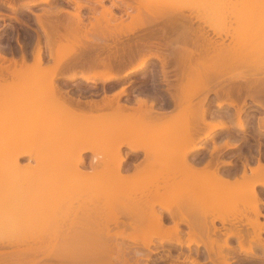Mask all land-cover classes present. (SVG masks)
<instances>
[{
    "label": "bare ground",
    "instance_id": "obj_1",
    "mask_svg": "<svg viewBox=\"0 0 264 264\" xmlns=\"http://www.w3.org/2000/svg\"><path fill=\"white\" fill-rule=\"evenodd\" d=\"M13 1L14 0H2L1 3L5 4L13 11H17V9L19 10L21 7L24 8L26 5L36 4L38 2L47 3L51 0H29L23 3L19 8L15 6ZM66 1L75 5L74 11L67 10L62 6L57 7L55 10L45 9L41 13H37L36 11L34 12L32 10H30V12L28 11L36 18V23L39 25L46 38H48L46 40H49V42H51V38L52 40L54 38H57L54 37L55 35L58 36L60 34L61 36L63 34L61 33L63 32V29L66 30L68 27L71 28V26L73 25H76L75 28H73L75 30L77 29V32L79 29L80 33L83 26L87 29V25L81 13V10L83 8L89 9L91 15L88 19H90L89 23L92 26H95L96 23L106 22V25L108 24V26L110 24L111 26L113 25L114 32H116L114 34L112 32L108 35L106 33V35L102 39V42H96L95 44L91 43V45H87L86 47H84V51L79 57L75 59L69 58V60H63H68L66 62L61 61L60 64L62 65L58 68L59 70L56 68L58 71H53L54 74L52 73V76H50V89H52L53 94L56 93V96L59 95L58 99L63 98L61 99V102H58L57 105L53 107V112L57 113L58 110L70 111L68 115L63 117L61 122H66V120L70 118L72 125L70 130L65 129V131L63 130V132L66 134V136L70 137L67 139H70L72 143L79 141L75 143L76 146L80 145L79 143H81L83 146H80L81 148L79 150L76 148L77 153H75L74 155L70 154V158H68V156L66 157L70 161L74 160L73 158L75 157V160L71 162L68 159H65L66 164L71 163L70 165H73L75 161L76 163L78 161L79 163H82L84 161L83 153L87 152L88 150H93L92 147L94 146L93 144L95 143V141H100L101 139L102 141L106 142V139L107 141H109L108 139H110V147L112 145V148H114L113 150L116 149L115 151L118 152L119 162L121 161L119 164L123 165V163H126L128 161V157L127 155H122L120 153L121 146H128L134 152H137L139 147L142 148L145 146H140L139 144L134 143L135 140L133 139L135 138V133L133 134L134 131L132 129H137L135 131L137 132L138 130H140V128L146 127L150 130L154 129L153 131L156 132V126L150 125L154 127H151V129L150 126L147 127L148 124H146V126H141V122H138V124L136 121L131 122L130 120L126 119L128 118L127 114L125 120L123 119L126 109L128 110L133 106L127 103L122 104L120 103V101L115 100L114 98L116 96L119 97L123 93L125 94L126 86H123L121 91L119 90V92L117 91L111 96L105 95L101 101H84L86 103V105H84L85 103L81 102V99V101L79 100V98L77 100L75 96H72V93H70V96L68 92H66L67 90H63V86L58 83L59 80L63 79L64 81H72L76 77H80L82 80L88 83L97 84V82H101L103 85H106L107 83L120 81L129 76L131 77L132 75L144 72L149 68L152 58L160 61L161 69H159V71L161 70L163 81L164 84L167 85V92L169 94V99L167 98L168 101H166V104L168 103V105H174V107L177 109L179 108V110H177V113H173L167 106L166 108H168L169 111L168 113H165L166 108L164 107L165 110L162 109L163 107L159 109L161 107L160 106L158 107V109L164 112H158V109H155L156 107L154 108V103L156 104L159 101L154 102V98H151L152 101L148 102L147 98H149L150 100L151 96H147L146 98V96L142 97L139 94L141 97H136L137 103L139 104L138 108L139 106L141 107L143 105H147L146 114H149L146 115L145 113H143L144 110L143 112H140L142 111V108L141 110L140 108H136L138 109L139 113L145 115V117H153L155 115V113H153L155 109L157 110V112L155 111L156 119L157 117L159 119H165L166 117H168V119H166L168 121L174 120L175 118V120L179 119L180 121L182 120V122L186 121V119H189L190 121L193 119V121L196 120L194 122L199 121L198 124L202 122L205 124L209 116L212 119L210 118L211 120L207 121V123L205 124L209 129L204 134V137H210L213 132L220 129L224 130V128L226 127L228 128V122L226 119L231 122L234 119L235 123H237L238 125L237 127H239L240 129L245 128V120L248 121L251 116L258 115H252L249 112V109L251 108V104L249 105V102H253V104L257 107H255L256 110L258 111V113H260L258 116H256V121L254 120L255 117H252V119L254 120L253 123L256 122L254 124L258 126L257 130L259 131H257V134L259 135L260 131H264V0H242L244 4L242 5L243 7L240 10H237L238 8L235 10L236 7H233L234 10H232L231 8L232 11H230L229 13L222 12L223 10L221 12H217V10H219L218 8L217 10L215 9L216 11L212 10L213 6L220 4V2H218L219 0H196L197 3L198 1H200V3H193V7L191 4L192 2H190L191 6L189 7V4H185L184 2L186 1L183 0L181 1H183L184 4H182L181 1H179L180 4L177 3L179 5L182 4L181 7L179 5L177 6L176 2L178 1L176 0H162L161 2L160 0H152L153 2H149L151 0H148V2L147 0H111L110 6L105 5L106 0ZM223 1L224 3L220 4L219 6L234 2L233 0H222V2ZM119 2L121 4H119ZM143 2L151 3L152 5L149 4L151 7L155 5V7H157L158 9H156V11H160L159 9H162V11L156 12L155 9H153L155 7L150 8V6L148 4L146 5L145 3L146 9H144L149 13H147L146 11L143 12L144 9L142 10L143 7L141 6ZM242 2H239L238 4H242ZM98 5H101L103 7V9L99 10V12L97 11ZM167 5H169V7H171L172 9L169 7V9H166L165 7ZM148 6L149 9H147ZM161 7L165 9L163 10V8ZM115 8H123V13L121 15H117L114 11ZM134 9H136V12H134ZM152 9L155 12H152ZM62 13H67L68 15L66 16V14L63 15ZM2 14L3 13L0 11V15ZM30 14L27 16H30ZM22 15L24 14L22 13ZM125 15L130 16L134 21L132 23V28H130L131 26H129L128 28H123L124 25V27L127 26V23L123 24L125 21ZM30 17V19H32V16ZM16 18L19 22H21V24H29L26 21L28 20V18H26L25 21L18 16ZM91 27L89 28L91 29ZM74 29L73 31H75ZM90 29H88L89 32L91 31ZM116 29L117 31H115ZM139 31H142L143 34L141 33V35L139 36V38H141L135 41L134 39L138 38V34L135 33ZM65 35L67 36L66 33ZM65 35L63 34L62 37ZM135 35L136 37H134ZM110 39L112 40V42H109ZM131 39H133L134 42ZM40 43L41 40L39 38L36 46L37 49L35 47L36 52L34 51V57L37 60H42L43 57L42 47L40 46ZM51 44L52 43H50L49 48ZM153 48L154 50H156L154 51ZM24 53L20 60L19 58L17 60L16 58H8L5 55H2L3 53L1 54L0 50V62L9 61V65L3 62L0 63V88H3L4 90L5 88L9 89L8 87L16 82V80H19L21 79V77H25L30 73V69L33 67V63H28L29 60L26 57L27 55ZM11 64L12 66H14L13 70H11ZM128 64L131 66L126 68ZM78 69L82 70L81 73L77 75V73L74 71H77ZM68 71L69 74H66V72ZM172 76L175 78H171ZM9 77L12 81L8 80ZM41 77L42 76L40 75V77H38L39 79L35 78L31 83L29 82L26 84H34L36 87L43 86V84L46 85L47 81H45ZM36 83L38 84L36 85ZM14 86L16 85L14 84L13 87ZM3 89H0V92L4 91ZM145 89L141 90L140 88V93L142 91V94L144 95L143 92H145ZM146 91L148 92V90ZM163 94L161 96L165 97V95ZM212 94L214 95V98L212 97L215 101L214 103H216V108L214 107L215 110L210 109ZM52 96L53 98L55 97L54 95ZM118 97H116V99ZM166 97H168V95H166ZM32 98L33 96L31 97V99H29L32 100ZM54 100H56V98ZM159 100L160 102L162 101V99ZM193 101H195L196 104ZM162 103L165 102L162 101ZM188 103L189 108L195 106L197 110H195L193 113H191L192 111L189 113L186 112L188 109H186L185 111V107L188 108ZM240 103H242V105ZM71 104L73 105V107L74 105H76L77 107L82 108L80 109V114L77 113L79 109L77 112H75L76 107H70ZM193 104L195 105L192 106ZM148 108L150 109L149 111ZM107 109H111V112H106L105 110ZM141 114H139V116ZM129 115L130 117H132V114L129 113ZM108 116H113L114 119L110 121H100L103 117L105 118ZM53 117H55V114ZM182 117L184 118V120L182 119ZM213 118L214 121L211 122ZM82 119L85 121L87 119L90 120L91 124L85 125L83 124L84 122L81 123ZM221 119H223V121L225 120L226 123L222 122ZM215 120H217V122ZM54 123L56 124V121L53 118V125L55 126ZM144 123L145 122L143 121V125ZM185 123L187 124V122ZM136 124L139 126L137 127ZM186 124L182 126V129H179L181 133L183 132V129L188 133L193 131L189 128V130L187 131L186 129L188 127V124L187 127L184 128ZM232 124H230L229 128L232 127L231 129L234 130L233 128H236V124H234L235 126H231ZM19 126L20 120L16 117L11 118L10 116H8L0 119V128L6 129L10 134L13 133L15 129L19 128ZM173 126L174 124L172 126H162V129H160V134L157 135V138H155L156 135L154 136L155 133H152L154 137L153 140L155 142L159 140L158 143H154L155 147L153 148H156V145L158 146L160 141L163 142L162 140H164V142H167L166 146L168 145L170 146V148H166L167 150L162 149L163 152H160L161 155L157 154L158 156L156 155L155 151V153L152 152L155 155L154 157H152L153 160H151V166L154 165L153 162L155 163L158 161L157 163H162L163 161H165L169 166L167 167L166 164L163 166V168H165V166L166 168L163 171L161 170L162 172H167L166 177L164 175L165 182L167 183L168 178H171L169 179V181L175 180L173 179L175 178L173 176H175L176 174H178V176L180 175V178L178 177L180 179V182L175 181L177 184H172V181L170 185L165 184L166 186L164 187L158 186L156 184L158 187L155 186V189H153L155 191L154 193L152 189L149 188V190H147L148 192L146 190H143V193L140 192V194H138V192H133L135 185L132 183L136 181L135 178L134 180L132 179L133 177H130V180L133 181L131 182L132 185L128 183L124 184L123 186H116V188H118L116 190L115 187L112 186L115 194L111 193L114 191H111V189H109V187L111 188V185H108L109 187L105 185V189L103 188V192H100V194L96 192L97 194L95 195H97V199H95L93 202H90L88 200L90 204L86 203L84 204V206L81 203V207L79 206L78 210H75L76 213L72 217H69L68 215L62 217H57L54 215H48L49 217L46 216V213L55 208L54 204L56 202L54 203V201H56L57 197H59L58 194L62 195L64 192L60 191L61 189L59 188H57L53 192L51 198L49 195V197H47L44 201H38V203L40 202L39 204L37 202L32 203L24 201H10L13 198H18L17 196L20 194L22 187V184H20L21 181L19 178V174H17L20 166L19 160L22 157L33 156V151L31 150V148H28L29 146L27 147V145L25 144L24 146H20V144L18 145L17 143L13 146L14 153H11L12 149L10 148L12 147V142L10 136H13L14 133L10 136L7 134V136L4 135L5 138L8 137L6 139L4 148L9 152L6 153V156L4 160L1 161L2 164L0 165V178L2 179V185L0 182V186L3 187V189H1L0 191V264H22L24 263L22 261L27 262L25 264H140V259L145 256L146 251L141 250L140 248L133 251L135 259L133 260V262H130V259L127 258V253L131 248L127 245V243L124 244V242H118L119 236H127L126 231L128 229L138 231V233L151 228L153 230L159 228L160 231V227H165L164 223L167 220L170 222L173 221L172 225H169V227L167 226L168 229H166L167 231L171 232H166V234L163 236L156 235L160 238L161 244L164 242H172L179 246L190 247L192 244L200 246L201 243L195 239L196 233H202L205 238L209 240V242H214L211 235L216 233L218 230V228L215 226V218H219V216L215 215V218H210L211 215L209 214H211V212L213 211V207L218 205L217 204L213 206V201L219 202L220 204L225 200V204L228 203L231 206L233 202L242 199H240L241 196L243 197L242 194H246L248 192H251L250 194L253 193L255 200L247 203L245 209L251 210L257 217V220L255 219V221H251L252 226L257 229L256 231H258V233L256 232V236L252 239H255L254 242L257 239V241H259L261 239L260 232L264 231V223L259 222V217L262 216L260 203L263 202L258 196L256 185L264 186V163L262 162L263 160H261L262 158L258 157V163L255 167L250 166V174H248L246 171L248 170L246 169L248 165L244 164L245 169L242 175V179H239L235 176L237 179H234L233 182L231 180L226 182L228 178L225 177L224 179L223 175H225V173H223L222 175V173H220L222 171L219 172V164L216 161L213 163L212 160H207L206 166L204 165L206 168H201L202 170H193L194 168H191V166H193L192 164L201 163L199 157L197 158L195 156L197 158L195 160L192 154L195 151L200 150L202 148V145L197 146L194 144H190V140V142L188 143L186 139L179 138L181 140L180 141L179 139L173 137L174 135L180 134L179 130L176 131L177 126H174V128ZM232 130H230L232 133H229L233 134ZM68 131H70V135L66 133ZM75 132L76 136L73 134ZM128 132L130 134H127ZM243 132L245 131L243 130ZM246 132L247 135L248 131ZM125 134H127L126 137L124 136ZM131 134H133L134 137H132ZM261 134L263 135L264 133H260V135ZM119 135H122L124 138L121 140L119 139L118 142L116 139H118L117 136ZM244 135L245 133L243 134V136ZM246 135L245 137H247ZM71 136H75L74 138L78 140H72ZM240 138L238 137V139ZM92 139L96 140L93 142ZM111 139L114 141H112ZM238 139L236 138L237 141ZM243 139L245 140V142L248 141L245 138ZM91 140L93 144L90 142ZM228 141H225L223 146H226V148L228 149L236 146H234V143L236 142L230 141V139H228ZM260 141L261 140H259V143L261 144ZM185 142H187V144L185 145L186 147L184 146ZM88 144L93 146L91 147ZM141 144H143V142ZM260 144L259 146H261ZM250 146L251 145H249V147ZM146 147L144 148L146 149ZM252 148H250V150ZM218 149V145H214L213 151H216ZM158 150L161 149L159 148ZM145 152L147 153V151ZM71 153H73L72 150ZM148 156L149 155H147L146 158L151 157L152 154L149 157ZM175 156H177L178 158L173 161L171 165H169V160ZM155 158L157 159V161H155ZM159 158L160 161L158 160ZM246 159H248V157ZM145 160L144 163L143 161H141L144 165H146L145 163L147 162H145ZM149 162L150 159L147 164ZM204 162L202 163L204 164ZM228 163H232V161ZM246 163H249V161ZM132 164L136 167V169L139 165H141L137 162H132ZM121 165L119 166L121 167ZM207 167L209 168L207 169ZM139 168L140 167H138V169ZM170 169L173 170L171 173L172 177L170 175L168 176V174H170L169 172H171ZM233 172H231L232 175H234ZM228 176L231 177L229 172ZM222 179L225 181H222ZM126 180H128V178ZM210 180H212L213 182H211ZM162 181L164 182V180ZM106 187H108L110 193L108 192ZM126 187H128V189ZM161 187H163L164 190ZM119 188L121 190H119ZM160 188L161 190H163V192H165V194H172L175 191V194L173 193V196H176L175 200H173L174 197L173 199L171 196L169 197L170 200H173L171 201V204H168V202L170 201L167 198L168 195H165V197L167 198V203L165 201L162 203L160 202L161 204H159V202L157 203L156 196L157 194H160L162 192H160ZM129 189L132 190L133 194L129 193L131 192ZM104 192L115 195V200L119 201V205H116L117 208L120 206L122 210L120 211L119 208L118 214L117 212H115L113 215L104 216L105 214L103 211L104 207H106V203L108 202L107 199L109 200V197L110 199L112 198L111 195L108 196V194H105ZM234 192L241 195L238 196L237 194L235 197ZM225 193L228 196H225ZM103 194L107 196L104 195L103 197ZM40 195L41 193H39L38 188H36V190L29 191L28 198H30V200L33 199L36 201V199H38ZM100 198H102L103 200L105 198V200L103 201L101 199L99 201L98 199ZM154 199L156 200V202L154 201ZM112 201L115 202L114 200ZM109 202L111 201L109 200ZM111 204L113 203H110L109 206L114 205ZM203 204L205 206H203ZM158 205L161 206L162 209H160L161 207L157 209ZM52 206L54 208L51 209L50 207ZM204 207L206 208V210L204 209ZM207 211L210 213L207 214ZM213 212L218 215V213H216V208ZM222 221L225 222L223 219ZM40 225H44V227H46L44 228V231L54 232V240L46 241L45 236L34 235V232L38 230L41 231ZM181 225H186L188 227V231L185 232L188 233L189 237L185 241L181 236L182 232L184 234V230L181 229ZM212 227L213 229H211ZM231 235H236L241 241L243 240V235H241L239 232H232L230 236ZM132 236V238H128H131L132 241H135V236L137 235L134 236L133 234ZM153 237H155L154 234L153 236L150 235V237L146 238L142 247L149 250L150 245L153 243ZM137 238L139 237L137 236ZM201 239L203 240L202 236ZM227 239L225 240V245H228ZM241 241L239 248H241L242 251L246 252V255L247 253H252V255H255V252H253L251 246L246 248L243 246ZM261 241L262 240H260L259 242ZM43 242H45L44 245H46V247V242H51L50 245L52 246V254L44 256H41L39 254L40 250H42ZM49 243L48 247L50 246ZM212 250V247H210L208 251ZM150 251L153 252L151 249ZM185 259H190V256L187 255ZM191 261L196 262V264H202L195 258ZM224 264L232 263L226 261Z\"/></svg>",
    "mask_w": 264,
    "mask_h": 264
},
{
    "label": "rangeland",
    "instance_id": "obj_2",
    "mask_svg": "<svg viewBox=\"0 0 264 264\" xmlns=\"http://www.w3.org/2000/svg\"><path fill=\"white\" fill-rule=\"evenodd\" d=\"M1 1L2 0H0V11L3 13L2 15H0V41H1L0 42V48L2 47L0 49L1 54L3 53L2 55H5L8 58L13 57V58H16L17 60L19 58V60H20L23 53L25 52L24 54L27 55L26 57L29 60L28 63H33L32 64L33 67L30 69V73L27 76L21 77V79H19L20 81L16 80L17 83L14 82L11 85L12 87L11 86L8 87L9 89L5 88V90H4L3 88H0V89L4 90V91L0 92V119H3L5 117L10 116L11 118L16 117L17 119L20 120V126H19V128L15 129L13 131V133H14L13 136L11 135L13 133L10 134V133H8V131L6 129L0 128V144L2 143L0 145V159H1L0 165L2 164L1 161L4 160L6 153L9 152L8 150H6L4 148L5 144H6V139L8 138V137L5 138L4 135H6V134L9 136L11 135L10 136L11 142H12V144H11L12 147L10 148V149H12V151L10 150L11 153H14L13 152L14 151L13 146L16 145L17 143H18V145L20 144V146H24V144H25V145H27V147L29 146L28 148H31V150L33 151V156L22 157L19 160L20 166H19V170L17 169L18 170L17 174H19V178L21 181L20 184H22V187H21L20 194L17 196L18 198H13L10 201H12V202L24 201V202H32V203L33 202L38 203V201L42 202V200L44 201L47 197H49V195L51 198V195L53 194V192L57 188H59V189H61L60 191H64V192L62 195L58 194L59 197H57L56 201H54V203L56 202L55 203L56 205L54 204L55 208L53 206L50 207L51 209L54 208V209H52L53 212H52V210H50L48 213H46V216H48V215L53 216L54 215L57 217H62V216L68 215L69 217H72L73 215H75V213L78 210L81 203L84 206V204L89 203V201L93 202L95 199H97L96 198L97 195H95V194H97L96 192H98L99 194H100V192H103L104 191L103 188L105 185L106 186L111 185V188L109 186L108 187H109V189H111V191H114L112 189V186H114L115 190H116V189H118V188H116V186L117 187L120 185L123 186L124 184H128V183L131 184V182H133V181L130 180V177L131 178L133 177L132 179L134 180V178H135V180H136V181H134L135 183L134 182L132 183L135 185L133 192L134 193L138 192V194H140V192L143 193V190L147 191V190H149V188L152 189V191L154 193L155 191L153 189H155V186H157V185L164 187V186H166L165 184L170 185L172 181H173L172 184H175L177 181H179L180 175L178 176V174H176L175 176H173V177H175V178H173L175 180L169 181V179H171V178H168L169 182L167 181V183H166L164 175L166 177L167 172H165V171L162 172V171L166 168V166H165V168H163V166L166 165L167 163L165 161H163L165 163H163V162L162 163L159 162L160 164L157 163L158 161L156 158L158 155H161L160 152L162 151V149L167 150L166 148H170V146H168V145L166 146L167 142H164V140H162L163 142L160 141L159 145L158 146L156 145V148H153V147H155L154 145L156 144V142L158 143L159 140L155 142L153 140L154 137H153L152 133H155L154 136L156 135L155 138H157V135L160 134V129H162L161 128L162 126H164V125L165 126L166 125L172 126L174 124L175 127L177 126V129H176V131H177L180 128L181 129L183 128L182 126H184L186 124L185 122H187V124H188V122L190 121L189 119L188 120L186 119V121L182 122V120L180 121L179 119L175 120L174 117H173L174 120H170V121L166 120V119H168V117H166L165 119H159L157 117V119H156L155 115H156L157 110H155V109H158V107H160V106L161 107L159 109H161L163 107L162 108L163 110H165L164 107L166 108L168 106L170 111H172L173 113H175V112L177 113V110H179V108L178 109L175 108L174 105L170 104L171 105L170 106V105H168V103L166 104V101H168V99H169V94L167 92V87H166L167 85L164 84L161 70L159 71V69H161L160 68V61L155 59V58H152L151 64L149 65V68L146 69L144 72H141L140 74L138 73V74L132 75L131 77L129 76V77L124 78L123 80H120V81H116L113 83L112 82L107 83L106 85H103L101 82H97V84L96 83L95 84L94 83H88V82H85L84 80H82L80 77H76L72 81H66V80L64 81L63 79L59 80L58 83L61 86H63L62 89L67 90L66 92H68V94L70 96H71L70 93H72L73 94L72 96H75V98L77 100H78V98H79V100L81 99L82 100V101L80 100L81 102H84V101L86 102V101H90V100L91 101H94V100H96V101L100 100L101 101L105 95L111 96L112 94H115L117 91L118 92H119V90L121 91L123 86H126L125 94L123 93L119 97L116 96L119 99L118 98L116 99V97L114 98L115 100L120 101V103H122V104L127 103V104H130L133 106L132 108H129L128 110L126 109L123 119L125 120V117L128 115L127 116L128 118H126L127 120H130L131 122L136 121L137 124H138V122H141V124H142L141 126H146V124H148L147 127L150 125L156 126V132L153 131L154 129L150 130L149 128H146V127L140 128V130H138L137 132H135L137 129L134 128L135 129L134 130L131 128L134 131V132L132 131L133 134L135 133V138L133 139V140H135L134 143L139 144L140 146L145 145L144 147H146V146H149V147H146V149L144 147H142V148L139 147L137 152H134L128 146H123V147L121 146V152L120 153L122 155H127V157H128V161L126 163H123V165L119 164L121 161L119 162L118 152L115 151L116 149L113 150L114 148H112L113 147L112 145L110 147V144H111L110 139H108L109 141H107V139H106V142L102 141L101 139H100V141H95L96 139L95 140L92 139L93 142L95 141V143L93 144L92 140L90 142L94 146L90 145L91 144L90 142H89L90 144H88V145H90L91 147L93 146L92 147L93 150H88L87 152L83 153V160L84 161L82 163L81 162L79 163V161L77 159L78 162L76 163V161H75L76 164L73 163V165H70L71 163L70 164L68 163L70 165L69 166L68 164H66L65 159L70 158L71 157L70 154L74 155L75 153H77V149L79 150L81 148L80 146H82V144L79 143L80 145L76 146L75 143L79 142V141L72 143V141L70 139H67L70 137L66 136V134L63 132V130L64 131H65V129L70 130V128H71L72 122L70 121V118L67 119L66 122H64V121L61 122L63 117L68 115V113L70 111L58 110L57 113L53 112V107L56 106L58 102H61L62 101L61 99H63V98L58 99L59 95L56 96L55 95L56 93L53 94L52 89H50V81H51L50 76H52L51 74L52 73L54 74L55 71L59 70L58 68L61 67V65H62V64H60L61 61L66 62L69 60V58L75 59V58L79 57L80 55H82L81 53H83L84 47H86L87 45L89 46V45H91V43L95 44L96 42L97 43L102 42V39L106 35V33H107V35L112 33V32H113V34L116 33V32H114V26L113 25L111 26V24L108 26V24L106 25V22L105 23L102 22V23H96L95 26L93 25L94 26L93 27L89 23L90 19H88L91 15V13L89 12V9L83 8L81 10V13L84 17L85 23L87 25V29H86V27L83 26L81 28V33H80L79 29H78V32L76 31L77 29L76 30L74 29L76 25H73V26H71V28L68 27L70 30L68 28H67L68 30L67 29L62 30L63 32H61V33H63L64 35L66 33L67 34V36L65 35L66 37L65 36L62 37L63 34L61 36L59 34L58 35L59 37L57 35H55L54 37H57V38L53 37L54 39L52 40V38H51L50 39L51 42H49V40H46L48 38H46L43 31L41 30L39 25L36 23V18L29 13L30 10H32L34 12L36 11L37 13H41L45 9L46 10H49V9L55 10L57 7L62 6L67 10L74 11L75 10L74 4L68 3L66 0H51L50 2H47V3H39L38 2L36 4L26 5L24 8L21 7L19 10L17 9V11H13L11 8L7 7L5 4H2ZM26 1H29V0H14L13 3L15 4L16 7L19 8ZM157 1H159V0H157ZM161 1L162 0H160V2ZM176 1H178V2H176V4H177L181 0H176ZM183 1H186L184 3L189 4V7L191 6V4L193 7L194 6L193 3H195V2H196V4L200 3V1H198V3H197L196 0H194V1L183 0ZM183 1H181L182 4H184ZM233 1L234 2H232V3L230 2L229 4L227 3L225 5L219 6L220 4L224 3V1L222 2V0L221 1L219 0L218 2H220V4L213 6L212 10L216 11L218 8L219 10H217V12H219V11L221 12L223 10L222 12L229 13L230 11L234 10L235 7H236L235 10L237 8H238L237 10H240L243 7L242 5H244L242 0H237L238 2L235 0H233ZM147 2H148V0H147ZM147 2H145L146 5L147 4L152 5L151 3H147ZM149 2H153V1L151 0ZM190 2H192V3L190 4ZM239 2H242V4L241 3L238 4ZM145 3L143 2L144 6H143V4L141 5L143 7L142 10L145 8ZM119 4H121V3L119 2ZM154 4H156V3H154ZM169 4H170V2H169ZM176 4H175V8H176ZM179 4H177V6ZM105 5L110 6L111 0H106ZM181 5H179V6L181 7ZM122 6H123V4H122ZM149 6L147 7V9H149ZM157 6H158V4H157ZM185 6H187V5H185ZM153 7H155V5H153L152 7L150 6V8H153ZM159 7H160V5H159ZM168 7H169V5H167L165 8L167 9ZM161 8H163V7H161ZM165 8H163V10ZM169 8H171V7H169ZM231 8H232V10H231ZM101 9H103V7L101 5H98L97 11L99 12V10H101ZM145 9L143 10V12L146 11ZM153 9H155V11H156L157 7L153 8ZM159 10L160 11H156V12L162 11V9H159ZM114 11L117 15H121L123 13V8H121V9L115 8ZM155 11L153 10L152 12H155ZM134 12H136V9H134ZM22 13L24 15H22ZM147 13H149V12H147ZM214 13H216V12H214ZM29 14H30V16H32L33 20L30 19L31 18L30 16H27ZM62 14L63 15L66 14V16L68 15L67 13H62ZM17 16L20 17L21 19H23L24 21L26 18H28V20H26V21L29 24L28 25H26L27 23L21 24V22H19L17 20V18H16ZM124 20L125 21L123 24L127 23L126 24L127 26L124 27L125 25L124 26L122 25L123 28H128L129 26H131L130 28L133 27L132 23L134 21L131 19L130 16L125 15ZM89 27H91V29ZM72 28L76 32L73 31ZM88 29H90L91 31L89 32ZM35 30H38V31H35ZM85 30H87V31H85ZM68 31H70V32H68ZM115 31H117V29ZM71 33H72V35H71ZM141 33H142V31L135 33V34H138V36H137L138 38L134 39L135 41L141 38V37L139 38ZM39 36H41V37H39ZM38 37L41 40L40 46L42 47V54H43L42 60H37L34 57V54L36 52L35 50L37 49V47H36L37 42L39 39ZM134 37H136V35ZM110 40H109V42H112V40L111 41ZM131 40L133 41V39H131ZM47 41L49 42V44ZM50 43H52V44L49 48ZM35 47H36V49H35ZM153 50H154V48H153ZM65 59H68V60L63 61ZM35 60H37V61H35ZM2 62L3 61H1L0 63H2ZM3 63L9 65L8 64L9 61H5ZM130 66L131 65L128 64L126 66V68H128ZM11 67H12V69L11 68L10 69L13 70L14 66H12V64H11ZM81 70L82 69H78L77 71H74V72H76L78 75L81 73ZM83 70H85V69H83ZM85 71H87V70H85ZM66 74H69V71L66 72ZM40 75L42 76L41 78H43L45 81H47L46 85L43 84V86L36 87L34 84H26L29 82L31 83L33 81V79L40 77ZM171 78H175V77L172 76ZM8 80L10 81L11 78L9 77ZM142 80H144V81L146 80L147 83H146V81L144 82ZM173 82H175V81H173ZM14 84L16 86L13 87ZM37 84L38 83H36V85ZM39 85H41V84H39ZM143 85L146 89L143 87ZM140 88H141V90L145 89V92H143L144 95L142 94V91L140 93V90H139ZM146 90H148V92ZM161 93L162 94L165 93V94H163V95H165V97L164 96L162 97ZM139 94L142 97L146 96V98H147V96L148 97L151 96L150 100H149V98H147L148 102L152 101L153 98H154L153 99L154 102L159 101L156 104L154 103V108L156 107L153 111V113H155V115L153 116L154 118L150 117V116L145 117V115H142L141 113H139V111H138L139 108H140V110L142 108V111H140V112H143V110H144L143 113H145V114H146V110H147L146 109L147 105L146 106L143 105L141 107L139 106V108H138L139 104L137 103L136 97H139L140 96ZM52 95H54L55 97L53 98ZM166 95H168V97H166ZM32 96H33V98H32V100H30ZM212 97L214 98L213 94L211 95V100H212L210 103L211 106L210 105L209 106H210L211 110L212 109L215 110L216 103H214L215 101L213 100ZM55 98H56V100H54ZM155 98H156V100H155ZM159 99H162V101L165 103H162V101L160 102ZM195 101H193V102L196 104ZM248 102H249V100H248ZM68 104H70V103H68ZM195 104H193L192 106H194ZM240 104L242 105V103H240ZM82 105H83V103H82ZM84 105H86V103ZM155 105H157V106H155ZM249 105L251 106V108L249 109L250 114H252V115L253 114L259 115L260 114L256 110L257 107L253 104V102L252 103L249 102ZM172 106H173V108H172ZM188 106H189V103H188L187 107ZM70 107H73V105L71 104ZM74 107H76V111L74 110L75 112H77L79 109V111L77 113H79L80 109H82V108L77 107L76 105H74ZM134 107L135 108L137 107L138 109L137 108L135 109ZM159 109H158V112L159 111L164 112V111H161ZM186 109H188V110L186 111ZM110 110L111 109H107L105 111L109 112ZM149 110L150 109L148 108V111ZM166 110H165V113L166 112L168 113V111H169L168 108H166ZM195 110H197L195 108V106L190 107V108L185 107V111L188 113L191 111H192L191 113H193ZM129 113L132 114L131 115L132 117H130ZM54 114H55V117H53ZM81 114H82V112H81ZM139 114H141L142 116L141 115L139 116ZM148 114L149 113H147L146 115H148ZM258 115L251 116L248 119V121L245 120L246 125H244V127L245 126L246 127L241 128V129L239 127H237L238 125H237V123H235L234 119L232 122L229 121L228 119H226L228 122V128L230 127V124H232V123L236 124V126L234 124L231 125V126L234 125L236 127V128H233L234 130L231 129L232 127L229 128L230 130L233 131V134H231L232 132L226 127V128H224V130L220 129L218 131L213 132L210 137H204V134L209 129L208 126H206L205 124L207 123V121H210L212 118L208 116V120H206L205 124L203 122L198 124L199 121L194 122L196 120L193 121V119H192L189 122L188 127L186 124V126L184 128L187 127V129H186L187 131L189 129H191L193 131H191V132L189 131L190 133H188V132H185V130L183 129L184 133L183 132L181 133V131L179 130L180 134L174 135L173 137H175L177 139H179V138L186 139L188 141V143L191 141L190 144H194L197 146L202 145V148L200 150L195 151L194 152L195 154L193 153L192 156L194 157L195 160L199 157V160H201V163L204 162V158H205V162H204V164L203 163L202 164L201 163L192 164L193 166H191V168L192 169L194 168L193 170H202L203 168H206L205 166H206L207 160H212L213 163L216 161L219 164V169H220L219 172L222 171V172H220V173H222V175H223V173H225V175H223L224 179H225V177L228 178V180L226 182H228L229 180H231L233 182L234 179H237V178L242 179V175H243V172L245 169L244 164L248 165V167H246V169H248V170H246V171L248 174H250L251 170L249 168H250V166L255 167L257 165V163H258L257 159H259L258 157H261L262 159L261 158L260 159L263 160L262 162L264 163V136H263L264 134L263 135L261 134L262 138L260 135V133H264V131H262V132L260 131L259 135H258L257 134V131H259V130H257L258 126L256 124H254L256 122L253 123V121L256 119V116H258ZM252 117H255L254 120L252 119ZM53 118L56 121V124L54 123L55 126L53 125ZM112 119H114L113 116H108L105 118L103 117L102 120H100V121H110ZM182 119L184 120L183 117H182ZM143 121L145 122L144 125H143ZM213 121H214V118L211 122H213ZM215 121L217 122V120H215ZM221 121L226 123L225 120L223 121V119H221ZM82 122H84L83 124H85V125L91 124L90 120H88V119L86 121L82 119L81 123ZM218 122H220V121H218ZM253 125H254V127H253ZM65 126H67V127H65ZM138 126L139 125H137V127ZM152 126H150V128ZM174 126H173V128H174ZM152 128H154V127H152ZM131 129H130V131H131ZM242 129L245 132H243ZM240 131H242V132H240ZM246 131H248L247 135H246V133H247ZM229 132H231V133H229ZM15 133H16V135H15ZM66 133H68L70 135V131H68ZM244 133L248 138L245 137V135L243 136ZM73 134L76 136V132ZM127 134H130V133L128 132ZM127 134H125L124 136L126 137ZM133 134H131L132 137H134ZM75 136H73V137L71 136V139L72 140L76 139V138H74ZM113 137H115V136H113ZM238 137L239 138L241 137L240 138L241 140L238 139ZM242 137L247 139L248 141L245 142V140ZM3 138H5V139H3ZM117 138L118 139H116V140L119 142V139L121 140L124 137L122 135H119V136H117ZM236 138L238 139V141L236 140ZM228 139H230V141L236 142V143H234V146L235 145L236 146L233 148H229V149L226 148V146H223L225 141H228ZM242 139H243V141H242ZM76 140H78V139H76ZM114 140H112V141H114ZM259 140H261L260 141L261 144L259 143ZM165 141H166V137H165ZM142 142H143V144H141ZM150 144L152 147L150 146ZM186 144H187V142L184 143V146ZM248 144L251 145L253 148L251 146L249 147ZM259 144L261 146H259ZM214 145L215 146L218 145L219 149L216 151H213ZM84 146H86V145H84ZM247 146H248L249 150H248ZM157 147H158V149L160 148L161 150H158ZM177 147H179V146H177ZM148 148H151V149H148ZM250 148H252V149L250 150ZM187 149H188V146H187ZM71 150L73 153H71ZM144 150L147 151V153ZM256 150H258L259 152L256 153ZM154 151L156 152V155L158 154L155 158V161H157V162H155V163L153 162L154 165L151 166V160H153L152 157H154V155H155ZM152 152H154V153H152ZM151 154H152V156L149 157ZM147 155H149L148 156L149 158H146ZM67 156H68V158H66ZM247 157L249 160L246 159ZM177 158H178L177 156L171 158L170 159L171 162H170V160L168 162L169 165H171V163L173 161H175ZM73 159L75 160V157ZM149 159H150V162L148 164H150V165L147 164ZM74 160H71V161H74ZM144 160H145V162L147 161L145 163L147 166L143 164ZM158 160L160 161V158ZM69 161H67V162H69ZM141 161H143V163ZM231 161H232V163H228ZM248 161H249V163H246ZM132 162H137L139 164L142 163L143 166L141 164L138 166L140 168L138 169V167H137V169H136V167L132 164ZM74 164H75V166H74ZM119 165H121V167ZM128 165H130V166H128ZM23 166H25L26 168ZM131 166H134L135 168L131 167ZM240 166H242V167H240ZM167 167H169L168 164H167ZM208 168L209 167H207V169ZM234 168H238V169L234 170ZM211 169H212V167H211ZM228 169L229 170L231 169V172L234 171L233 172L234 175H232V173L229 172L231 177L228 176V172H227ZM170 171L171 172H169L170 174H168V176L172 175L171 173L173 170L170 169ZM160 172H161V174H160ZM163 173H165V174H163ZM233 176L234 177L236 176L237 178L236 177L234 178ZM127 178L129 181L126 180ZM229 178H231V179H229ZM162 180H164V182ZM210 181L213 182L212 180H210ZM222 181H225V180L222 179ZM0 182L2 185V179L1 178H0ZM3 184H5V183H3ZM108 187H106L107 190H108ZM163 187H161V188L163 189ZM36 188H38L39 193H41V195L38 199H36V201L33 199L30 200V198H28L29 191L36 190ZM120 188H119V190L122 189V188L121 189ZM124 188H125V186H124ZM126 188L128 189V187H126ZM135 188H136V192H135ZM161 188H160V192L161 191L162 192L161 193L159 192L160 194H157V196H156L157 197L156 198L157 203L159 202V204H161L164 201L166 202L167 198H168V200H170L169 199L170 196L172 197V199L174 197L173 200H175L176 196H173V193L175 194V191L172 194L171 193L169 194L168 192H167L168 194H165V192H163L164 189L161 190ZM1 189H3L2 186H0V191H1ZM137 189H138V191H137ZM109 191L110 190H108V192ZM130 191L131 192H129V193L133 194L132 190H130ZM256 191L258 192L259 198L263 202V203H260V208H261L260 210L262 212V216L259 217V222L264 223V186L256 185ZM108 192L107 193L104 192V193L108 194ZM111 193L115 194V191L111 192ZM234 193H233V195H234ZM250 193L251 192H248L246 194L245 193L242 194L243 197L242 196L240 197V199L241 198L242 199L239 201L233 202V204L231 202V204H232L231 206L228 203L225 204V200L223 201V203L221 202L222 204L221 203L219 204V202H214V201L212 204V202H211V204L213 206L218 204L217 206L213 207V211H215V208H216V213H218V215L215 214V212H213L212 209H211V211L213 213L211 212V214H209L210 212L207 211V214L211 215L210 216L211 219L215 218V215L219 216V218H215V226L218 228V230L216 233L211 235L214 242H211V241L209 242V240L207 238H205V236L202 233H196L195 239L201 243L200 246H196L195 244H192L190 247L179 246V245L174 244L172 242H164L161 244L160 238L158 236L159 235L163 236L166 234V232H168V233L171 232V231H167L166 229H168L169 225H172L173 221L170 222L167 220L164 223L166 228L164 226L160 227V231H159V228L156 229L157 231L153 230L151 228V229H147L145 231L138 233V231L128 229L126 231L127 236H125V237L119 236L118 242H121V243L124 242V244L127 243V245L131 246L133 250L140 248L141 250L148 251L142 246L144 244L145 239L150 237V235L153 236V234H154L155 237H153V243L150 245L151 249L157 250V249L165 248V247H177L180 251H182L180 253V255L182 257H186L187 255H189L191 259L195 258V259H197L198 262H201L203 260L204 261L207 260V257L205 256L206 253L201 255V251L203 249H205L207 252H209L208 250L210 247H212V249H213L212 252H214V254L220 258L219 264H224L222 257L224 258V256H223L224 252L226 250H229V249L231 252L236 250L238 252V254H241L243 257H245L247 259H253L257 253H261V255L264 257V246H263L264 245V231L260 232V234H261L260 240H262V241L259 242L260 240L257 241L258 240L257 239L254 242L255 239H252V238H254L256 236V232L258 233V231H256L257 229H255L252 226L251 221H255V219L257 220V217H256L254 212H252L251 210L245 209V206L247 205V203L255 200L253 193L252 194H250ZM99 194H98V196H99ZM105 194H103L102 196L104 197ZM117 194H118V190H117ZM161 194H162V196H161ZM237 194L238 193H235V197ZM109 195H111V197L113 198V199L112 198L111 199L114 200L115 202H113L110 199V197H109V200L111 202H109V200L107 199L108 204L105 202L106 207L109 206L110 203H113L114 205L111 204L113 206H109L110 208L104 207V211H103L105 214L104 216L113 215L115 212H117V214H118L119 208H120V206L117 208L116 204L119 205V201L115 200V198H114L115 195L108 194V196ZM165 195L166 196L168 195L167 198L165 197ZM224 195L228 196V195H226V193ZM239 195H241V194H238V196ZM105 196H107V195H105ZM116 196H118V195H116ZM121 197H122V195H121ZM231 197H234V196H231ZM91 198H92V200H91ZM102 198H100L98 200L100 201ZM117 198H119V197H117ZM172 199L168 202V204L169 203L171 204V201H173ZM104 200H105V198H104ZM156 200L154 199L155 202H156ZM50 201H48V202H50ZM83 202H85V203H83ZM204 204H203V206H205ZM211 204H208V205H211ZM208 205H207V207H208ZM160 207L161 206L158 205L157 209ZM160 209H162V207ZM204 209L206 210L205 207H204ZM121 210L122 209L120 208V211ZM123 215H125V214H123ZM222 219L225 222H223ZM44 228H46V227H44V225H42L40 227L41 231L38 230V231L34 232V235L35 236H45L46 241L47 240H49V241L54 240V238H55L54 232L53 231L52 232L44 231L45 230ZM181 229L184 230V234L182 232L181 236H182V239L185 241L189 237L188 233L185 232V231H188L187 230L188 227L186 225H181ZM211 229H213V227ZM222 230H226V231H230V232H237L239 230L244 231L243 240L241 241L240 239H238V243L235 246V244L233 243L234 236H232V235L230 236L229 234H221ZM133 234H134V236L137 235L139 237V238H137V236H135L136 237L135 241L131 240V238L133 237L132 236ZM156 235H158V236H156ZM201 236H202L203 240L201 239ZM128 237H131V238H128ZM226 239H227L228 245H225ZM240 241L243 244V246L246 248L251 246V248L253 249V252H255L254 253L255 255H252V253H247V255H246V252L242 251V249L239 248L240 247ZM46 243H47V247H46V245H44L45 242L42 243V250H40V252H39V254L41 256L52 254L51 253L52 252L51 251L52 246L50 245L51 242L50 243L46 242ZM48 243L50 245L49 247H48ZM154 255H157V253L156 254L152 253V256H154ZM22 262H24L22 264L27 263L25 261H22ZM194 263L196 264V262H193L191 260L182 261V264H194ZM202 264H206V263H202Z\"/></svg>",
    "mask_w": 264,
    "mask_h": 264
},
{
    "label": "flooded vegetation",
    "instance_id": "obj_3",
    "mask_svg": "<svg viewBox=\"0 0 264 264\" xmlns=\"http://www.w3.org/2000/svg\"><path fill=\"white\" fill-rule=\"evenodd\" d=\"M259 151L256 150V153H258ZM242 167V166H240ZM238 168H234V170H236ZM242 169V168H241ZM231 169L227 172H230ZM239 232L241 235L244 236V231H237ZM232 232L230 231H226V230H222L221 234H231ZM234 236L233 238V243L236 244L238 243V237L236 235H232ZM129 246V245H128ZM131 249L128 251L127 253V258L130 259V262H133V260L135 259L134 254H133V250L131 246H129ZM151 249V247H150ZM150 249L148 251H146L145 256L140 259V264H182V261L184 260H192L190 259H185V257H182L180 255V253L182 251H180L177 247H165V248H160V249H151L153 252L150 251ZM147 250V249H146ZM213 251V250H212ZM209 251L207 252L205 249H203L201 251V255H203L204 253L205 256L207 257L206 261H201L200 263H206V264H219V257H217L214 252ZM153 254L154 255L152 256ZM224 258L222 257V260L224 261V263L227 262H231L232 264H264V257L261 255V253H257L253 259H247L245 257H243L241 254H238V252L236 250L234 251H230L226 250L224 252ZM148 257V260H147ZM228 258V259H227Z\"/></svg>",
    "mask_w": 264,
    "mask_h": 264
}]
</instances>
